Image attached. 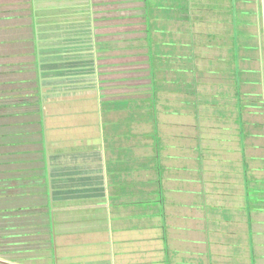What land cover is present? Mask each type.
Here are the masks:
<instances>
[{
	"label": "crops",
	"instance_id": "0c3cea01",
	"mask_svg": "<svg viewBox=\"0 0 264 264\" xmlns=\"http://www.w3.org/2000/svg\"><path fill=\"white\" fill-rule=\"evenodd\" d=\"M36 1L0 12V264H264V0H146L119 65Z\"/></svg>",
	"mask_w": 264,
	"mask_h": 264
},
{
	"label": "rangeland",
	"instance_id": "374dc122",
	"mask_svg": "<svg viewBox=\"0 0 264 264\" xmlns=\"http://www.w3.org/2000/svg\"><path fill=\"white\" fill-rule=\"evenodd\" d=\"M39 0L36 1V3H38ZM53 1L59 2V6L60 8H63L62 11H58V10H52L51 12L48 11L47 9L53 6ZM120 2V0H41V4L39 5V7H41V9H37V12H40L41 10V14L37 19H39L38 21H45L47 18L49 17H53L55 14L56 15H60L62 16V14H65V16L67 17V22L69 23V25H73L75 24L72 20L74 19H80V20H84V15H80V12H82V8L84 7V5H86V7H88L89 10L93 11V14L96 13L97 14H92L93 17H96L97 19L92 22L93 25H91L89 23V26L92 30V33L90 30L84 29V31H88L90 35H92V40L94 41H99V38L97 39V33H101V32H108L109 33H113L115 35L112 34V36H106V38H102L105 41H108V45H110L111 49L109 50V52H102L99 51V55L107 57L108 56V60L111 63H115V65H117L119 62L123 63V62H127L130 61L128 63H136V62H140V60L145 59L146 53H147V47H146V33L144 30V26L146 23V20H144V23H142L143 20V15H145L146 17H150L149 16V8L145 9V7L143 6V4L147 3L146 0H130V2H125L119 6H111L108 5L111 2ZM162 0H152L151 4L153 5H158L160 8L165 7L167 9V3L164 4H159V2ZM31 2V0H0V4L2 6H0V12L2 11L3 13L1 14L2 16L4 15H11V14H26L30 12V8H29V3ZM90 3H93V5L99 3V6L97 7H93L92 5H90ZM58 4V3H55ZM163 5V6H161ZM196 6V9H203L205 8L207 5L204 4V2H198ZM44 8H46L44 10ZM44 10V13H43ZM35 11V10H34ZM53 11V12H52ZM185 11V10H183ZM48 12V13H47ZM182 12V11H179ZM166 14V13H165ZM25 16V15H24ZM90 19V18H89ZM88 20V17H87ZM162 21L161 18H158L155 20L156 21ZM151 22H154V20L151 19ZM161 24V23H160ZM159 25V24H158ZM76 27V26H75ZM88 27V26H87ZM168 29H171L174 33V36H172L173 39H175V37H177V33H178V29L176 27V24H170L168 26ZM184 29H181L180 31H182ZM169 31V30H168ZM185 31V30H184ZM96 33V34H95ZM202 33V32H201ZM153 36L156 38H160V34L159 32H156L155 30L153 31ZM181 35V34H180ZM136 36V37H134ZM91 37V36H90ZM141 38V39H137V38ZM135 38V39H134ZM201 41H209L208 37H203L202 35H200ZM130 39V41H129ZM142 40V42H140ZM165 46L169 47V50H177V46L180 45H175V41H167L164 43ZM95 46V43L93 45V47ZM99 48L98 45L95 46V49ZM181 51H183V48L179 49ZM175 54L173 55L174 59H180L181 58V54H183V52H181L180 55L177 54V51L174 52ZM111 57H110V56ZM123 56H127V57H123ZM114 58V59H112ZM167 58V56H166ZM133 59V60H130ZM117 63V64H116ZM140 64V63H139ZM119 65V64H118ZM117 68V67H115ZM155 71L157 72V79H163L160 75L159 69L155 68ZM177 74V73H176ZM7 242H8V246H10V250L8 251V253H11L10 258L11 257H16V254H23V249H20L19 246L23 245V244H19L16 242L11 241L13 239L12 238H6ZM1 244H0V248H2L1 250H3V243L4 238L1 239ZM17 246V248L15 247ZM32 252V251H30ZM5 258V257H4Z\"/></svg>",
	"mask_w": 264,
	"mask_h": 264
},
{
	"label": "trees",
	"instance_id": "16d2710c",
	"mask_svg": "<svg viewBox=\"0 0 264 264\" xmlns=\"http://www.w3.org/2000/svg\"><path fill=\"white\" fill-rule=\"evenodd\" d=\"M145 19H147L145 23V31L147 33V38L150 40L154 28L151 26V17H146Z\"/></svg>",
	"mask_w": 264,
	"mask_h": 264
}]
</instances>
